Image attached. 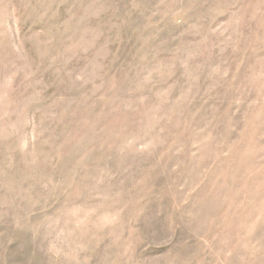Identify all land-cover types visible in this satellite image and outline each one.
I'll list each match as a JSON object with an SVG mask.
<instances>
[{"label":"rangeland","instance_id":"obj_1","mask_svg":"<svg viewBox=\"0 0 264 264\" xmlns=\"http://www.w3.org/2000/svg\"><path fill=\"white\" fill-rule=\"evenodd\" d=\"M0 264H264V0H0Z\"/></svg>","mask_w":264,"mask_h":264}]
</instances>
